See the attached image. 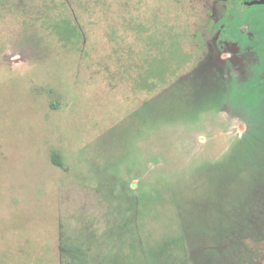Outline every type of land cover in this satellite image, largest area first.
Returning <instances> with one entry per match:
<instances>
[{"label":"rangeland","instance_id":"1","mask_svg":"<svg viewBox=\"0 0 264 264\" xmlns=\"http://www.w3.org/2000/svg\"><path fill=\"white\" fill-rule=\"evenodd\" d=\"M202 9L197 0H0V264H60L61 242L96 264L117 255L119 224L153 264H264L261 155L252 164L251 148H236L256 124L235 102L264 63L245 55L251 74L240 81L192 80ZM61 12L80 38L50 29ZM155 16L159 38L165 25L185 34L157 82L147 50ZM255 28L264 44V26Z\"/></svg>","mask_w":264,"mask_h":264},{"label":"trees","instance_id":"2","mask_svg":"<svg viewBox=\"0 0 264 264\" xmlns=\"http://www.w3.org/2000/svg\"><path fill=\"white\" fill-rule=\"evenodd\" d=\"M191 6V4H190ZM264 11V10H263ZM62 14L55 19L54 23L49 25L52 31L58 36L59 39L64 41H69L70 37H78L80 38V35L75 30V26L73 24V18L71 15H67L63 12ZM259 17L249 18L244 17L242 19L235 18L233 21L230 22L231 26L233 27V24H244L249 23L250 27H259L261 25L264 26V12L260 13ZM157 16L154 17V26L152 29L151 34L149 35V42L150 46L147 49L150 57V62L148 66V73L150 74L151 79H153L155 82L156 79L158 80H164L165 77L168 75L169 66L168 63H173L174 61H170V59H173L170 54L173 53L175 50H181L178 43L182 39H185L184 32L176 33L173 29L174 27L170 25H165V31L162 33L161 38H159V33L157 32L158 27V19H156ZM48 18L45 20L47 23ZM236 22H235V21ZM44 22V23H45ZM43 23V24H44ZM184 26V25H183ZM157 28V30H156ZM178 37V40H177ZM155 38L158 39L157 42H155ZM76 42V40H75ZM161 43V46L159 45ZM184 56L186 57V54L183 51ZM190 56V55H189ZM159 57V58H158ZM158 58V59H157ZM177 62V61H176ZM183 62L185 61H178ZM264 63V61H262ZM260 75V74H258ZM258 75L252 74L251 77H249V81L247 82V86L244 90V94H240V97H235V102L240 106V108L244 111V114L247 115L249 119L254 118L255 127H250L245 132L247 136H250V138H246L247 142L243 143L240 147H236L240 150H245L246 148H251V153L247 155L246 159L252 158L251 163L254 164V156L253 155H261L260 157V166H261V172L258 175L256 174L257 170L255 172V181L258 186L261 187V192L258 193L257 197H261L264 195V108H260V103L262 99L264 100V71L260 75L263 77V81H261L258 85L254 86L253 83L256 80H259ZM251 81V82H250ZM152 84V85H151ZM150 87L152 88L155 86L154 83H151ZM149 87V88H150ZM260 116L259 121L258 120ZM262 120V121H261ZM262 123L261 127L257 130L256 127L259 123ZM258 123V124H257ZM255 132V134H254ZM235 148V149H236ZM248 151V149H246ZM243 154V153H242ZM241 154V155H242ZM54 160L57 161L56 157H53ZM247 164L249 166L250 161L247 160ZM263 198V197H262ZM261 209V208H260ZM256 223V222H255ZM255 223H252L253 225V233L256 232L257 225ZM124 225L119 224L116 228V235L114 236V240H116L113 243H117V255L115 257L113 256H106L105 259H103V256L100 258L99 256H94V259L96 260V264L104 262L105 264H153L151 258L149 256H146V253L141 247V243L139 241H135L134 243H126V240L123 239L124 232ZM246 237L250 234H244ZM257 238H259L257 236ZM112 243V240L110 241V244ZM125 243V244H124ZM65 242H61L59 245H61V248L59 249V259L60 264H85L86 260H89V254L87 248H82L79 245H75L74 242H70V244L65 245ZM125 245H127L125 247ZM65 246V247H64ZM128 247V248H127ZM128 249V252L124 253L125 249ZM163 250V247L160 248ZM160 249H158L160 251ZM157 250V251H158ZM158 251V252H159ZM155 255V254H154ZM101 260H100V259ZM9 260V259H7ZM100 260V261H99ZM40 262V263H39ZM38 264H41V259H39ZM156 264V263H155ZM158 264V263H157ZM184 264V263H183Z\"/></svg>","mask_w":264,"mask_h":264},{"label":"flooded vegetation","instance_id":"3","mask_svg":"<svg viewBox=\"0 0 264 264\" xmlns=\"http://www.w3.org/2000/svg\"><path fill=\"white\" fill-rule=\"evenodd\" d=\"M197 1L204 8L200 13L204 12L206 21L195 29L194 37L198 36L194 53L198 58L195 61L200 63L190 78L209 83L214 82L216 76L230 82L232 76L240 81L242 75H250L252 64L245 65V55L250 62L264 61V44L257 29L250 27L249 23L237 24L234 20L236 24L232 27L230 22L235 18L257 19L255 17L264 12V4H250L253 0Z\"/></svg>","mask_w":264,"mask_h":264},{"label":"water","instance_id":"4","mask_svg":"<svg viewBox=\"0 0 264 264\" xmlns=\"http://www.w3.org/2000/svg\"><path fill=\"white\" fill-rule=\"evenodd\" d=\"M250 4H264V0H253Z\"/></svg>","mask_w":264,"mask_h":264}]
</instances>
